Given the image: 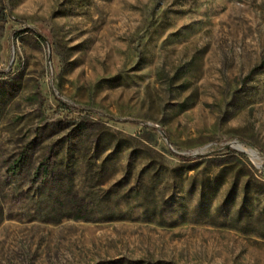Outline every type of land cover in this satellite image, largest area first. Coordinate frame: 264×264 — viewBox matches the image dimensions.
<instances>
[{
  "label": "rangeland",
  "instance_id": "374dc122",
  "mask_svg": "<svg viewBox=\"0 0 264 264\" xmlns=\"http://www.w3.org/2000/svg\"><path fill=\"white\" fill-rule=\"evenodd\" d=\"M0 264H264V0H0Z\"/></svg>",
  "mask_w": 264,
  "mask_h": 264
},
{
  "label": "trees",
  "instance_id": "16d2710c",
  "mask_svg": "<svg viewBox=\"0 0 264 264\" xmlns=\"http://www.w3.org/2000/svg\"><path fill=\"white\" fill-rule=\"evenodd\" d=\"M40 37V36H39ZM41 41H43V39L40 37ZM152 195V193L148 190L144 191V195L142 196L143 200H145L144 202H149V197ZM147 205V204H145Z\"/></svg>",
  "mask_w": 264,
  "mask_h": 264
},
{
  "label": "bare ground",
  "instance_id": "6f19581e",
  "mask_svg": "<svg viewBox=\"0 0 264 264\" xmlns=\"http://www.w3.org/2000/svg\"><path fill=\"white\" fill-rule=\"evenodd\" d=\"M244 151V150H243ZM246 151V150H245Z\"/></svg>",
  "mask_w": 264,
  "mask_h": 264
}]
</instances>
